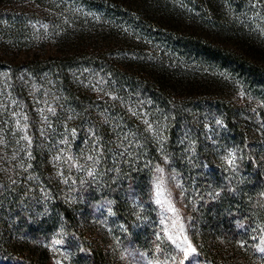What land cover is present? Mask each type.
Here are the masks:
<instances>
[{"label": "rangeland", "instance_id": "374dc122", "mask_svg": "<svg viewBox=\"0 0 264 264\" xmlns=\"http://www.w3.org/2000/svg\"><path fill=\"white\" fill-rule=\"evenodd\" d=\"M217 45L264 68V0H0V264H264V73Z\"/></svg>", "mask_w": 264, "mask_h": 264}, {"label": "trees", "instance_id": "16d2710c", "mask_svg": "<svg viewBox=\"0 0 264 264\" xmlns=\"http://www.w3.org/2000/svg\"><path fill=\"white\" fill-rule=\"evenodd\" d=\"M206 46H208L207 43ZM217 49L219 50L217 53H214V51H207V52L212 56H215L216 62H219L220 64L226 67L230 66L229 68H231L234 73H236L238 76L242 77L243 79L249 80V78H251V76L253 77L254 74H260L258 73V71L264 73V68H262L261 66L258 67L256 65V69H254V66H250V67L245 66L246 62L244 60L243 55L235 52L236 50L228 49L221 45H217Z\"/></svg>", "mask_w": 264, "mask_h": 264}]
</instances>
